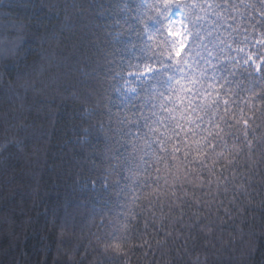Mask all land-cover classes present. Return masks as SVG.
I'll return each mask as SVG.
<instances>
[{
	"label": "trees",
	"instance_id": "1",
	"mask_svg": "<svg viewBox=\"0 0 264 264\" xmlns=\"http://www.w3.org/2000/svg\"><path fill=\"white\" fill-rule=\"evenodd\" d=\"M204 3L0 0V264H264V102L258 99L264 95V47L225 50L221 63L233 58L229 68L235 70L236 83L221 87L213 82L209 89L211 98L220 101L221 114L227 108L234 115L230 123L240 118L255 122V131L248 129V138L257 145L251 155L240 145L234 167L222 168L226 161L221 159L215 175L202 173L203 186L195 181L183 190L169 174V169L176 171L170 160L156 165L159 174L148 168L147 176L141 163L139 175L125 180L129 174L117 176L109 158L108 149L115 145L109 138L108 108L109 97L115 101L118 96L111 90L119 80L116 73L123 68L126 79L129 71L136 74L129 63L139 64L142 71L145 65L158 68L156 59L148 57L155 53L167 60L170 48L178 45L168 34L177 29L171 28L172 16L180 12L177 4L187 5L183 23L190 30L192 7ZM117 33L136 45L123 54V61L117 49L126 45L114 44ZM97 43L114 54L113 64H106ZM186 53L182 57L189 59ZM171 55L174 68V51ZM249 55L254 61L250 68L242 59ZM185 83L181 79V86ZM135 87L129 81L124 90ZM176 95L183 98L182 92ZM177 105L182 106L180 99ZM85 129L90 134L82 143ZM145 159L155 164L151 153ZM105 172L112 173L110 182L120 181L113 184L115 191L102 187L99 178ZM157 175L159 181L153 183ZM86 179H95V188L85 186ZM185 200L210 202L211 207L194 203L181 215L176 206ZM125 218L138 229L137 238L123 253L103 252V235Z\"/></svg>",
	"mask_w": 264,
	"mask_h": 264
},
{
	"label": "snow or ice",
	"instance_id": "2",
	"mask_svg": "<svg viewBox=\"0 0 264 264\" xmlns=\"http://www.w3.org/2000/svg\"><path fill=\"white\" fill-rule=\"evenodd\" d=\"M185 7L187 5L177 4L180 15L184 14ZM100 15H103V12ZM188 19L192 24L190 30L185 32L169 30V36L175 37L179 43L174 48H170L167 60H160L155 53L152 57H148L150 61L156 59L158 68L145 65L142 71L139 64L129 63L128 69L135 68L136 74L129 71L126 79L121 74L123 68L116 73L119 80L112 84L111 90L118 96L115 101L111 96L109 97L111 106L108 108V128L112 133L109 138L112 139L115 147L109 148L108 151L111 153L110 160L114 162L112 170L115 174L119 176L121 171L129 174L123 177L125 180L139 175L141 163L145 165L144 172L147 176L148 168H155L159 174L160 169L156 165L170 160L171 167L176 171L172 173L169 169V174L173 176L181 190L185 184L195 185V181H200L203 186L205 177L202 173H207L208 177L215 175L214 168L219 160L226 161V164L221 165L222 168L235 166L236 155L242 151L240 145L247 147L250 155L257 148L253 140L248 138V129L252 128L255 131L253 127L255 122L250 125L247 119L240 118L235 119V123H230L234 115H229L227 108H224L221 114L220 101L211 98L213 92L209 89L213 87V82L220 83L221 87L236 83L235 70L229 68V63L234 62L233 58L225 57L228 62L221 63V56L224 55L225 50L229 53L232 51L241 53L248 46L264 47V0H205L204 4L192 7V14ZM97 27L102 26L98 24ZM108 35L112 34L108 33ZM92 36L99 41L100 38L95 32ZM189 36L192 38L191 44L185 42ZM113 41L114 44L126 45L117 49L121 53V61L125 59L123 55L125 52L132 51L136 47L131 41L122 40L119 33L113 37ZM102 43L107 44L109 41ZM96 47L98 52L103 53L102 58L107 65L115 62L113 53L102 48L100 43H97ZM186 49V54H190L189 59L182 57ZM173 51L177 61L174 68L171 63ZM160 56H163L162 50ZM242 59L243 64L248 65L249 68L251 67L249 62L254 63L251 55ZM260 70V66L257 65L256 71ZM107 71L112 72L115 69L108 68ZM181 79L186 82L183 86ZM261 80H264V76H261ZM129 81L135 82L137 87L125 91V85ZM177 91L183 93L182 99L176 95ZM216 95L218 96L219 92H216ZM253 95H256L254 91ZM177 99H180L182 106L177 105ZM258 99L264 102V95H259ZM224 104L227 105L228 101L225 100ZM241 122L244 125L243 129L237 127ZM100 128H104L103 123L100 124ZM241 132L243 140H240ZM89 134V130L85 129L82 143L88 142ZM229 139L232 140L231 146ZM237 141L240 142L239 145ZM218 148L222 150L217 151ZM149 153L155 158V164H150L145 159ZM208 161L212 162L211 167ZM111 174L105 172L99 179L102 187L115 191L113 184H119L120 181L110 182L108 176ZM220 179L217 177L218 185ZM227 179L223 177L225 182ZM158 181L159 175L153 183ZM84 183L85 186L91 184L95 188L97 181L86 179ZM207 183L211 184V180L209 179ZM145 186H147L146 181ZM224 191L227 192L226 186ZM172 195L175 196L176 193L173 192ZM103 203L107 205L109 201L104 200ZM157 203L163 212L164 205L159 201ZM194 203L202 204L199 200H185L176 208L183 215L184 209H191ZM202 206L210 208L211 203L203 202ZM168 210L172 211L171 204L168 205ZM219 210L217 207V211ZM224 210L228 211L227 208ZM125 220L126 222L119 227L114 224L109 226L111 230L101 239L103 252L123 253L137 238L138 229L128 223L127 218ZM100 227H105L103 220ZM144 227L146 230L147 222Z\"/></svg>",
	"mask_w": 264,
	"mask_h": 264
},
{
	"label": "rangeland",
	"instance_id": "3",
	"mask_svg": "<svg viewBox=\"0 0 264 264\" xmlns=\"http://www.w3.org/2000/svg\"><path fill=\"white\" fill-rule=\"evenodd\" d=\"M176 25H177V29L175 31L185 32L186 27L183 23V15H180L179 12L175 13L172 16L171 28H173ZM188 41H189V39L187 38V40L185 42L188 43ZM178 43H179V41H178Z\"/></svg>",
	"mask_w": 264,
	"mask_h": 264
}]
</instances>
